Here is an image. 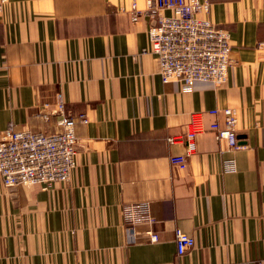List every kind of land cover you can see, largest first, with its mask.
Instances as JSON below:
<instances>
[{
    "label": "crops",
    "instance_id": "crops-1",
    "mask_svg": "<svg viewBox=\"0 0 264 264\" xmlns=\"http://www.w3.org/2000/svg\"><path fill=\"white\" fill-rule=\"evenodd\" d=\"M207 1L201 15L230 31L234 62L226 84L184 91L141 52L151 21L132 18V0H0V135L60 130L47 102L87 118L75 125L68 183L6 186L0 176V264H264V0ZM227 107L238 112L236 150L209 127L224 125ZM194 110L205 129L180 170L170 156L186 144L167 137ZM131 204L156 220L141 221L134 240ZM176 228L195 238L182 255Z\"/></svg>",
    "mask_w": 264,
    "mask_h": 264
},
{
    "label": "built area",
    "instance_id": "built-area-1",
    "mask_svg": "<svg viewBox=\"0 0 264 264\" xmlns=\"http://www.w3.org/2000/svg\"><path fill=\"white\" fill-rule=\"evenodd\" d=\"M210 6L207 0H145V7L139 8L136 0H132V18L137 20L145 15L151 21L147 30L149 42L141 52L154 54L163 81H179L184 91L191 90L196 81H209L215 86L226 84L234 62L230 31L201 15L209 12ZM51 105L45 103L52 113L62 114L58 120L60 130L44 132L9 127L0 135V176L6 186L40 184L47 189L56 182L66 184L71 180L78 166L79 137L75 125L78 119L86 122V114L75 116L65 112L63 101L58 108L52 109ZM207 111L217 115L220 110ZM222 111L224 125L214 120L209 127L218 140L226 141L229 150H236L242 146L237 134L238 112L231 107ZM203 115L204 110L192 111L187 130L167 137L170 143L183 140L186 144L185 152L170 156L171 163L180 170L187 168L189 157L197 149V137L205 129ZM224 169L236 170L235 159H227ZM130 208L126 228L134 240L135 228L141 221L152 225L156 220L150 213L138 217L134 213L135 204ZM147 233L151 241L159 240L151 227ZM175 241L179 255L195 246V238L180 228L175 230Z\"/></svg>",
    "mask_w": 264,
    "mask_h": 264
}]
</instances>
